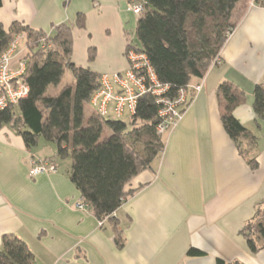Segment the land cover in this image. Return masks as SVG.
I'll return each mask as SVG.
<instances>
[{
    "label": "crops",
    "instance_id": "0c3cea01",
    "mask_svg": "<svg viewBox=\"0 0 264 264\" xmlns=\"http://www.w3.org/2000/svg\"><path fill=\"white\" fill-rule=\"evenodd\" d=\"M127 5L128 0H2L0 23L6 31L18 22L46 34L71 25L77 67L100 76L123 73L139 20ZM79 17L83 27L76 25ZM27 53L22 42L11 67ZM223 83L246 93L234 116L257 138L255 170L224 129L218 94ZM198 84L202 88L178 125L163 136V152L126 186L132 195L114 214L117 230L92 209L77 208L81 194L58 161L56 173L30 177L33 161L57 156L54 144L40 140L28 148L14 128L0 125V249L3 237L14 235L28 245L34 264H264V250L252 253L241 234L264 200V118L253 108L254 89L264 84V5L249 3L219 59L203 79L192 81ZM191 248L204 255L190 257Z\"/></svg>",
    "mask_w": 264,
    "mask_h": 264
},
{
    "label": "trees",
    "instance_id": "16d2710c",
    "mask_svg": "<svg viewBox=\"0 0 264 264\" xmlns=\"http://www.w3.org/2000/svg\"><path fill=\"white\" fill-rule=\"evenodd\" d=\"M136 1L146 5L139 16L134 47L146 53L160 82L170 87L172 97L192 85L194 79L206 76L249 3L264 5L261 0ZM76 25L83 27L84 19L79 17ZM72 30L73 26L63 24L46 34L15 22L6 31L0 23V57L17 36H25L27 68L22 79L30 89L26 98L0 110V125L14 128L28 148L36 147L41 139L54 144L57 161L70 159L69 178L80 192L82 202L99 221L113 222L117 230L114 214L132 195L126 186L150 169L165 148L164 135L156 131L159 105L153 96L146 95L129 122L106 118L97 112L87 117L85 106L100 88V75L72 62ZM42 39L50 45L46 51L40 46ZM94 58L92 49L90 61ZM68 70L74 72L76 83L62 85ZM218 94L224 102V129L249 167L257 169V138L234 116V110L245 102L246 93L223 83ZM195 96L192 93L190 104ZM253 97L257 118L263 119L264 84L256 85ZM241 234L252 253L264 250V200ZM188 255L204 254L191 248ZM34 260L23 240L14 235L3 237L0 264H34Z\"/></svg>",
    "mask_w": 264,
    "mask_h": 264
},
{
    "label": "built area",
    "instance_id": "2783aa9c",
    "mask_svg": "<svg viewBox=\"0 0 264 264\" xmlns=\"http://www.w3.org/2000/svg\"><path fill=\"white\" fill-rule=\"evenodd\" d=\"M145 5L143 1L132 0L128 2L127 10L139 17L144 13ZM132 41L126 50L128 70L123 73L102 74L100 88L89 104L103 117L122 120L126 114L129 117L135 115L140 99L151 95L159 105V123L156 131L159 135H165L178 125L189 107L192 93L197 94L202 86L190 85L180 89L175 96H170V87L160 82L146 53L137 50ZM22 42H25V36H17L0 57V110L16 105L26 98L30 91L22 79L27 68L25 59L18 62L16 69L11 67V60ZM40 46L45 51L50 48L46 39L40 41ZM57 158L54 156L33 161L29 171L30 177L56 173L59 169ZM77 208L85 210L89 209V206L81 201Z\"/></svg>",
    "mask_w": 264,
    "mask_h": 264
},
{
    "label": "rangeland",
    "instance_id": "374dc122",
    "mask_svg": "<svg viewBox=\"0 0 264 264\" xmlns=\"http://www.w3.org/2000/svg\"><path fill=\"white\" fill-rule=\"evenodd\" d=\"M131 36L134 38L135 36H136V34H135V32H132V34H131ZM136 39V38H135ZM131 42V41H130ZM136 42V41H135ZM135 42H134V40L132 41V43H134L135 44ZM131 43V44H132ZM130 44V43H129ZM133 44V45H134ZM127 48H128V46H127ZM127 50V49H126ZM125 55H126V52H125ZM66 83H71V84H75L76 83V76H75V74H74V72L73 71H71V70H68L67 72H66V75H65V78H64V80H63V83H62V85L63 84H66ZM86 109H87V112L86 113H88L89 111H93L94 109H93V107L92 106H90V105H86ZM124 122H129V120H130V117L126 114L124 117H123V119H122ZM263 126V129H264V122H260ZM41 142H44V143H48L49 144V142H47V141H45L44 139H41ZM58 162H59V165H60V167H61V170H63V171H67L68 169H69V167H70V159H58Z\"/></svg>",
    "mask_w": 264,
    "mask_h": 264
}]
</instances>
